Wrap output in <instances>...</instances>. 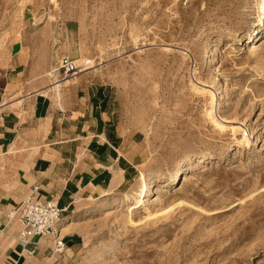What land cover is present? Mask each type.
<instances>
[{"label": "rangeland", "instance_id": "1", "mask_svg": "<svg viewBox=\"0 0 264 264\" xmlns=\"http://www.w3.org/2000/svg\"><path fill=\"white\" fill-rule=\"evenodd\" d=\"M21 53L59 94L79 76L51 69L92 61L85 81L141 141L76 264H264V0H0V86ZM142 175L155 193L131 212Z\"/></svg>", "mask_w": 264, "mask_h": 264}, {"label": "crops", "instance_id": "2", "mask_svg": "<svg viewBox=\"0 0 264 264\" xmlns=\"http://www.w3.org/2000/svg\"><path fill=\"white\" fill-rule=\"evenodd\" d=\"M12 59L0 86V264H76L87 213L137 176L141 141L120 131L111 91L85 81L88 74L63 83L59 94L35 88L28 56ZM35 188V201L59 200L61 252L51 237L25 248L17 241L21 208Z\"/></svg>", "mask_w": 264, "mask_h": 264}, {"label": "built area", "instance_id": "3", "mask_svg": "<svg viewBox=\"0 0 264 264\" xmlns=\"http://www.w3.org/2000/svg\"><path fill=\"white\" fill-rule=\"evenodd\" d=\"M91 64L89 60L80 63L78 60L64 59L59 68L51 69L49 76L54 79L55 85H58L88 71ZM37 191L38 188H35L32 196L21 208L20 221L23 230L17 237V241L21 247L25 248L35 238L51 237L54 239L57 251L61 252L65 246L61 231L63 210L59 206L56 195L53 194L45 202L35 201Z\"/></svg>", "mask_w": 264, "mask_h": 264}, {"label": "bare ground", "instance_id": "4", "mask_svg": "<svg viewBox=\"0 0 264 264\" xmlns=\"http://www.w3.org/2000/svg\"><path fill=\"white\" fill-rule=\"evenodd\" d=\"M85 61H87V60H85ZM82 62H80V63H82ZM91 63H92V61H91ZM93 68H95V66L90 67L88 70H91ZM189 166L190 165H187L188 168H186L185 171L189 170ZM180 173H181V170H178L175 173V176H179ZM152 182H153V180L150 177H146L145 175H142L140 180H139V184H140V187L142 188V190L139 192V194H138V192H134L132 195H125V198H126L127 201H134L135 202V204L130 206V211L131 212L133 210L137 209L138 205L140 203L144 202L143 201L144 198L150 197V196H152L155 193L153 187L151 189L149 188V186L152 184ZM96 207L100 208L101 207L100 203Z\"/></svg>", "mask_w": 264, "mask_h": 264}]
</instances>
